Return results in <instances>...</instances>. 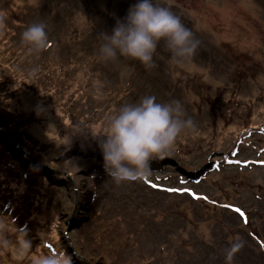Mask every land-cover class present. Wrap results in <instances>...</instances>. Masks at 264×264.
<instances>
[{
    "label": "rangeland",
    "instance_id": "1",
    "mask_svg": "<svg viewBox=\"0 0 264 264\" xmlns=\"http://www.w3.org/2000/svg\"><path fill=\"white\" fill-rule=\"evenodd\" d=\"M156 2L200 41L192 59L177 64L163 41L154 68L101 58L97 36L137 0H0V235L11 242L0 264L55 253L72 264H264V0ZM37 20L52 46L33 55L20 34ZM144 95L179 100L197 130L152 175L117 184L96 138Z\"/></svg>",
    "mask_w": 264,
    "mask_h": 264
},
{
    "label": "clouds",
    "instance_id": "2",
    "mask_svg": "<svg viewBox=\"0 0 264 264\" xmlns=\"http://www.w3.org/2000/svg\"><path fill=\"white\" fill-rule=\"evenodd\" d=\"M3 25L4 20L0 17V28ZM50 27L44 20L31 22L20 34V43L33 55L47 51L52 46ZM97 40L101 41L99 54L104 61L125 57L146 68L156 67L153 57L161 41L177 64L192 59L200 46V41L180 17L156 0H137L128 9L126 17L117 20L111 34L102 32ZM37 71L33 67L31 74L35 75ZM196 130L195 122L187 116L179 100L159 102L154 95H144L138 102L125 103L110 117L107 135L96 139L108 175L112 181L121 184L152 175L153 161L170 156L177 138L186 131ZM3 227L4 221L0 219V231ZM19 232L23 238L17 251L24 256L31 251L32 242L26 238L25 229L21 228ZM10 246L11 242L0 235V248ZM243 247L244 242L238 237L225 249L226 260L233 261ZM36 264H72V259L55 253L40 256Z\"/></svg>",
    "mask_w": 264,
    "mask_h": 264
},
{
    "label": "snow or ice",
    "instance_id": "3",
    "mask_svg": "<svg viewBox=\"0 0 264 264\" xmlns=\"http://www.w3.org/2000/svg\"><path fill=\"white\" fill-rule=\"evenodd\" d=\"M236 211H237V212H239L240 210H239V209H237ZM240 214H241V216H243V215H244L242 212H241Z\"/></svg>",
    "mask_w": 264,
    "mask_h": 264
},
{
    "label": "water",
    "instance_id": "4",
    "mask_svg": "<svg viewBox=\"0 0 264 264\" xmlns=\"http://www.w3.org/2000/svg\"><path fill=\"white\" fill-rule=\"evenodd\" d=\"M182 173L187 174V173H185L184 171H182ZM187 176H189V175L187 174Z\"/></svg>",
    "mask_w": 264,
    "mask_h": 264
}]
</instances>
